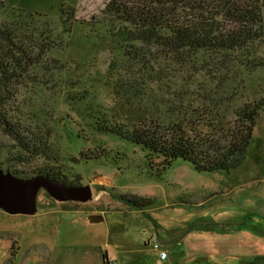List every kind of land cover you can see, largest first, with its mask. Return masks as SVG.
Listing matches in <instances>:
<instances>
[{
	"label": "rangeland",
	"instance_id": "obj_1",
	"mask_svg": "<svg viewBox=\"0 0 264 264\" xmlns=\"http://www.w3.org/2000/svg\"><path fill=\"white\" fill-rule=\"evenodd\" d=\"M0 3L1 22L52 30L47 56L7 106L48 149L27 151L0 124V167L31 177L45 166L93 192L87 202H60L42 188L33 214L0 208V264H264V112L230 171H197L181 158L155 169L142 146L96 123L176 125L192 135L229 128L241 107L264 98V67L248 66L245 52L176 53L119 38L107 0ZM254 47L264 56V42ZM122 195L151 204L135 208Z\"/></svg>",
	"mask_w": 264,
	"mask_h": 264
},
{
	"label": "trees",
	"instance_id": "obj_2",
	"mask_svg": "<svg viewBox=\"0 0 264 264\" xmlns=\"http://www.w3.org/2000/svg\"><path fill=\"white\" fill-rule=\"evenodd\" d=\"M2 7L5 5L0 3V9ZM106 13L120 22L114 34L119 38L154 44L176 53L187 50L245 52L248 66L264 67V56L256 55L254 47L264 42V0H107ZM29 16L33 19V15ZM51 35V29H40L31 21H0V124L27 151L36 155L48 149L47 139L14 121L7 106L30 68L47 56L52 46ZM262 112L264 98L241 107L233 126L213 127L205 134L195 135L176 125L168 129L156 123L129 127L126 123L112 122L106 116L98 118L96 123L99 130L142 146L155 169H164L181 158L197 171H230L244 161ZM81 156L97 157L86 152ZM154 158L159 159L158 163L153 162ZM39 172L66 181L45 166ZM80 181L66 182L81 185ZM122 198L139 209L151 204L146 196L122 195Z\"/></svg>",
	"mask_w": 264,
	"mask_h": 264
},
{
	"label": "water",
	"instance_id": "obj_3",
	"mask_svg": "<svg viewBox=\"0 0 264 264\" xmlns=\"http://www.w3.org/2000/svg\"><path fill=\"white\" fill-rule=\"evenodd\" d=\"M45 189L54 199L87 202L93 197L90 185H70L47 175L38 174L30 178L4 172L0 167V208L9 213L33 214L38 210V195ZM92 222H99L103 217L91 214Z\"/></svg>",
	"mask_w": 264,
	"mask_h": 264
},
{
	"label": "built area",
	"instance_id": "obj_4",
	"mask_svg": "<svg viewBox=\"0 0 264 264\" xmlns=\"http://www.w3.org/2000/svg\"><path fill=\"white\" fill-rule=\"evenodd\" d=\"M154 246H155V248L160 250V256L162 259H166L168 257L167 251L164 250L158 242H155ZM113 264H119V263L117 261H114Z\"/></svg>",
	"mask_w": 264,
	"mask_h": 264
},
{
	"label": "flooded vegetation",
	"instance_id": "obj_5",
	"mask_svg": "<svg viewBox=\"0 0 264 264\" xmlns=\"http://www.w3.org/2000/svg\"><path fill=\"white\" fill-rule=\"evenodd\" d=\"M38 174H40V173H38ZM37 174V175H38ZM42 175H44V174H42ZM32 177V176H31ZM23 178H30V177H23ZM70 185H76V186H78L77 184H70Z\"/></svg>",
	"mask_w": 264,
	"mask_h": 264
}]
</instances>
